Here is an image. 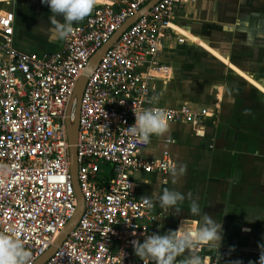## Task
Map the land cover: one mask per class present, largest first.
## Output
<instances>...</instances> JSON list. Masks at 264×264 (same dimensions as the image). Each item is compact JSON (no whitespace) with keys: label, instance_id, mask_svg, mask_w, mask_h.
<instances>
[{"label":"built area","instance_id":"obj_1","mask_svg":"<svg viewBox=\"0 0 264 264\" xmlns=\"http://www.w3.org/2000/svg\"><path fill=\"white\" fill-rule=\"evenodd\" d=\"M151 1L95 6L51 52L17 49L14 12L0 13V232L23 241L32 253L28 264L53 244L77 205L66 124L75 86L91 58ZM187 1L156 0L99 56L82 91L77 130L84 211L42 264H143L131 241L149 234L152 204L137 195L134 175L159 173L164 179L173 163L166 152L159 158L141 155L156 135L145 144L125 129L135 122L134 111L147 107L159 108L166 124L196 120L192 106L163 108L151 96L154 80L165 78L157 71L170 38V15Z\"/></svg>","mask_w":264,"mask_h":264},{"label":"crops","instance_id":"obj_2","mask_svg":"<svg viewBox=\"0 0 264 264\" xmlns=\"http://www.w3.org/2000/svg\"><path fill=\"white\" fill-rule=\"evenodd\" d=\"M111 2L96 0V6ZM11 10L17 49L60 47L47 5L0 0V13ZM169 23L157 71L166 77L154 80V105L202 112L195 121L167 123V130L141 151L146 158L166 152L177 168L175 176L171 172L164 179L159 173L134 175L137 195L151 199L148 233L176 230L186 219L195 226L205 213L222 223L219 247L198 244L175 260L196 254L211 264L237 259L258 264V245L264 243V0H188L171 13ZM180 166L186 171L180 173ZM163 188L185 195L175 206L179 213L160 207L156 196ZM192 200L200 206L199 216L188 211Z\"/></svg>","mask_w":264,"mask_h":264},{"label":"clouds","instance_id":"obj_3","mask_svg":"<svg viewBox=\"0 0 264 264\" xmlns=\"http://www.w3.org/2000/svg\"><path fill=\"white\" fill-rule=\"evenodd\" d=\"M40 3L47 5L49 12L53 14L51 22L61 38L72 34L74 32L73 23L82 21L96 6V0H40ZM57 16L62 19L57 20ZM154 99L158 100V97ZM134 117L135 122L125 131L141 143L147 144L151 136L162 135L167 130L164 113L159 108H142L140 111H134ZM178 171L185 172L186 166H180ZM171 172L173 176L177 174L175 165ZM143 199L151 206L149 197H143ZM156 199L165 211L172 209L179 213L180 209L175 206L178 202L184 201L185 195L173 189L163 188L162 193H158ZM188 211L193 216L201 214L196 200L191 201ZM202 219L203 222L197 221L195 226L185 224L186 219L176 230H169L163 234H142L143 242L135 239L131 241L134 255L143 264H149L150 260L155 264H174L177 255L195 248L198 244L215 242L218 248L222 241V223H217L212 216L205 213ZM248 230L245 229V231ZM258 248L260 252L258 264H264V251H262L264 243L259 244ZM31 255L32 253L24 246L20 238L0 232V264H28ZM183 264H203V258L196 254H189L185 257ZM229 264H243V262L237 259L229 261ZM249 264L252 262L249 261Z\"/></svg>","mask_w":264,"mask_h":264},{"label":"water","instance_id":"obj_4","mask_svg":"<svg viewBox=\"0 0 264 264\" xmlns=\"http://www.w3.org/2000/svg\"><path fill=\"white\" fill-rule=\"evenodd\" d=\"M156 0H152L150 3H148L139 14L143 13L144 11L148 10L151 5L155 2ZM132 17L129 19L120 30H118L113 37L102 47V49L95 54L89 63L87 64L85 68V73L79 78L75 89L73 91L72 99L68 105L67 109V117H66V124H67V133H68V142H69V160H70V174L77 198V205L74 211V214L72 218L69 220L65 228L61 231V233L58 235V237L55 239L53 244L48 248V250L40 256L33 264H42L45 262L55 251L56 249L62 244L64 239L69 235V233L74 229L76 226L79 218L81 217L83 211H84V198L83 195L80 191L78 181H77V155H76V137H77V130H78V114H79V108H80V101H81V95L83 88L85 86L87 77L90 71L93 69V67L96 65L99 56L106 51L119 37V35L122 33V31L129 25L131 24L137 17L138 15ZM73 105V106H72ZM74 108L73 112V120L71 121V113L72 109ZM253 264V263H252Z\"/></svg>","mask_w":264,"mask_h":264},{"label":"bare ground","instance_id":"obj_5","mask_svg":"<svg viewBox=\"0 0 264 264\" xmlns=\"http://www.w3.org/2000/svg\"><path fill=\"white\" fill-rule=\"evenodd\" d=\"M170 24V23H169ZM98 62V61H97ZM97 64V63H96ZM96 66V65H95ZM95 66L93 67V69L90 71V73H89V75L87 76L86 75V77H87V79H88V77L92 74V72L94 71V69H95ZM85 73V70L82 72V74H81V76L83 75ZM73 95V94H72ZM71 99H72V97H71ZM71 101V100H70ZM73 106V105H72ZM73 108V107H72ZM68 109V108H67ZM73 112H74V108L72 109V113H71V117H70V119H71V121L73 120ZM79 112H80V108H79ZM78 121H79V114H78ZM76 141H77V137H76ZM69 143V142H68ZM75 146H76V143H75Z\"/></svg>","mask_w":264,"mask_h":264},{"label":"rangeland","instance_id":"obj_6","mask_svg":"<svg viewBox=\"0 0 264 264\" xmlns=\"http://www.w3.org/2000/svg\"><path fill=\"white\" fill-rule=\"evenodd\" d=\"M165 77H166V76H165ZM200 109H201V108H197V109H196V111H197V113H198L197 118H198V116H200V114H201V112H202ZM260 125H261V123H260ZM105 169H106V173H108V171H109V167H106Z\"/></svg>","mask_w":264,"mask_h":264},{"label":"snow or ice","instance_id":"obj_7","mask_svg":"<svg viewBox=\"0 0 264 264\" xmlns=\"http://www.w3.org/2000/svg\"><path fill=\"white\" fill-rule=\"evenodd\" d=\"M243 75V73H241Z\"/></svg>","mask_w":264,"mask_h":264}]
</instances>
